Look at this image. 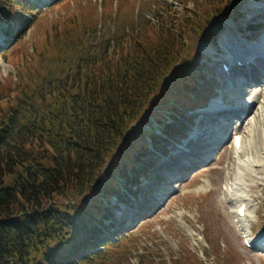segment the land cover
<instances>
[{
    "label": "trees",
    "instance_id": "16d2710c",
    "mask_svg": "<svg viewBox=\"0 0 264 264\" xmlns=\"http://www.w3.org/2000/svg\"><path fill=\"white\" fill-rule=\"evenodd\" d=\"M242 2L149 0L153 19L118 7L127 20L114 18L115 28L98 26L110 16L87 7L22 43L18 75L0 76V264H105V252L121 248L116 211L138 202L152 158L169 154L167 137L186 133L161 114L167 135L156 133L149 105L167 81L187 93L209 76L196 44L217 41L220 22L241 17ZM31 10L25 0H0L6 37H19L11 26ZM189 108L162 111L176 122ZM141 123L151 126L135 143Z\"/></svg>",
    "mask_w": 264,
    "mask_h": 264
},
{
    "label": "rangeland",
    "instance_id": "374dc122",
    "mask_svg": "<svg viewBox=\"0 0 264 264\" xmlns=\"http://www.w3.org/2000/svg\"><path fill=\"white\" fill-rule=\"evenodd\" d=\"M25 2L31 12L13 24L15 27L10 24L19 31V37H6L2 29L7 27H0V76L4 80L18 75L16 64L21 56L17 50H23V44L30 46L35 39L42 40L39 38L47 22L54 19L61 22L67 11L97 7L101 16L106 13L111 17L100 21L98 26L105 23L110 28L116 27L113 22L116 17L120 26L126 25L127 19L119 16L118 7L125 12L135 11L134 20L142 13L153 19L147 8L149 0L143 3L137 0ZM241 5V17L220 22L217 41L200 40L196 44L198 57L209 76L187 93L167 81L150 103L147 118L155 128L153 119H158L170 103L190 106L188 114L170 124L186 132L185 139L177 135L167 137L169 154L158 152L152 158L156 165L148 172V180H142L143 193L138 202L131 208L120 204V210L116 211L117 227L124 236L119 242L121 248L105 252V264H201L200 261L202 264H264V248L259 246L264 234V78L234 77L221 69L223 61L233 62L234 48L258 47L260 56L264 57V0H243ZM252 25L259 28L251 29ZM256 62L253 60L252 64ZM188 93L190 96H186ZM250 103L251 107H247ZM259 103L263 104V112ZM218 107L231 109V113L221 112L215 119L214 114L208 117L207 109L213 111ZM257 109L259 121L253 130L252 143L244 150L251 166L239 170L236 182L231 184L232 136L237 131L244 134ZM164 113L162 118L169 115ZM150 126L147 123L138 126L139 131L133 134L135 143L142 137L139 132L145 134ZM160 131L167 135L166 129ZM127 147L122 145L120 157ZM239 162L247 163V160ZM231 185L233 191L228 189ZM234 192L243 195L248 207L246 223L251 229L252 248L244 244L234 223L231 205Z\"/></svg>",
    "mask_w": 264,
    "mask_h": 264
},
{
    "label": "bare ground",
    "instance_id": "6f19581e",
    "mask_svg": "<svg viewBox=\"0 0 264 264\" xmlns=\"http://www.w3.org/2000/svg\"><path fill=\"white\" fill-rule=\"evenodd\" d=\"M257 48L258 47L246 48L243 50L234 48L235 50L233 52L232 57L233 58H236V57L242 58L243 57V58L249 59L251 61L257 60L256 65L252 64V65L248 66L249 73H247V74L249 75L250 78L262 79V78H264V57L260 56L261 55L259 53L260 50H257ZM252 56L254 58H252ZM258 106H260V109H261V107H263V104L259 103ZM247 107H251V103ZM229 110H231V109H227L225 107H218V108H215L213 111L207 110L206 114L208 115V117H212L214 114V117H212V118L215 119L219 116V114L221 112H224L225 114H228L226 112H229V114H230L231 112ZM209 111H210V113H209ZM261 111L263 112V108L261 109ZM244 112H246V111L244 110ZM259 116H260V113L258 112V109H257L256 113L254 114V117L251 119V121L248 122L247 127H245V130L247 132L244 131V134H240L239 132H236L237 134L239 133L241 135L240 137H242V138H241V142H240L241 145H240L239 150L237 148H234V147L232 148L231 159H232V165L233 166L231 168V172H232L233 177H232L231 184H234L236 182L239 170L242 171V169L244 167H247L248 165L251 166V163L249 164V161L251 162V160H249V158H247V156L244 154V150L246 148L245 146H248L252 143V137H253V132H254L253 130L256 129L255 126H256V123L259 121ZM244 156H246V157H244ZM242 159H246L247 163L239 162V160H242ZM228 187H229L228 189H230V191H233L232 189L234 187L232 185L228 186ZM239 191H240V189H239ZM236 192H234L235 194L232 196L233 202L231 205L234 208V215L233 216L235 218L237 217V219H238L237 225L239 227H243L246 231L247 230L249 231L248 227L245 228V225L247 226V223H246L248 221L247 219L249 218L248 207H246V210H245L246 213H244L245 214L244 218H242L241 215L237 214V210L240 208L241 204L246 203V201L244 202L243 195L237 194Z\"/></svg>",
    "mask_w": 264,
    "mask_h": 264
}]
</instances>
